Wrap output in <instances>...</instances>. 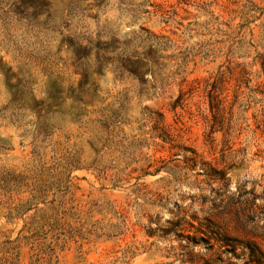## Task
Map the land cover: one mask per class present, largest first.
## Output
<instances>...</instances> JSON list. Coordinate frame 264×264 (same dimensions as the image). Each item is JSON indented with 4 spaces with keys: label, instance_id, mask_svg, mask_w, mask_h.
Instances as JSON below:
<instances>
[{
    "label": "rangeland",
    "instance_id": "rangeland-1",
    "mask_svg": "<svg viewBox=\"0 0 264 264\" xmlns=\"http://www.w3.org/2000/svg\"><path fill=\"white\" fill-rule=\"evenodd\" d=\"M263 62L264 0H0V264H245L171 227L264 247Z\"/></svg>",
    "mask_w": 264,
    "mask_h": 264
},
{
    "label": "trees",
    "instance_id": "trees-1",
    "mask_svg": "<svg viewBox=\"0 0 264 264\" xmlns=\"http://www.w3.org/2000/svg\"><path fill=\"white\" fill-rule=\"evenodd\" d=\"M264 67V62H263ZM184 219H180L177 222H174L171 227V231L179 236H185L186 245L185 248L188 250L187 253L190 255V258L186 260H182L183 262H192L193 258H191L192 254V245H197L204 243L209 249H213L215 244L219 246L221 252H232L233 256L243 255L246 259L245 264H264V247L257 240L252 238H239L236 235H229L225 232H221V230L216 226L213 222H209L206 228L201 225L199 227H195L193 223H189L192 228H196V230L190 234L184 231L183 224ZM150 233L154 230L150 228ZM241 249V253H238L237 249ZM18 254H16L15 261H11L9 264H19V259L17 258ZM210 258L205 260L203 264H209Z\"/></svg>",
    "mask_w": 264,
    "mask_h": 264
}]
</instances>
